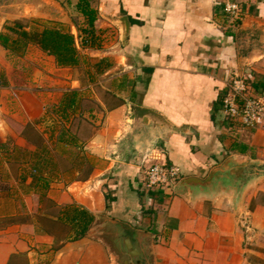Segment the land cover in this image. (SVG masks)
<instances>
[{
  "label": "crops",
  "instance_id": "1",
  "mask_svg": "<svg viewBox=\"0 0 264 264\" xmlns=\"http://www.w3.org/2000/svg\"><path fill=\"white\" fill-rule=\"evenodd\" d=\"M226 1L240 4L239 19L226 16ZM78 2L0 0V33L15 21L27 30H40L38 22L66 26L81 53L109 65L100 76L110 83L107 95L117 101L106 108L104 126L77 142L97 157L88 171L57 183L39 166L48 167V144L71 143L65 133L70 122L49 112L60 104L66 110L69 90L84 97L103 80L83 86L77 66H59L38 44L13 51L0 43V144L12 140L14 147L29 150L28 174L19 169L21 178L27 175L19 185L44 186L56 214L43 217L65 230L60 235L36 216L23 217L21 209L32 213L38 203L33 208L12 199V210H0V264H264V126L231 123L222 111L235 73L245 74L250 93L264 98V0H90L97 10L93 46L81 42L86 23ZM124 17L129 28L123 41ZM57 95L60 100L54 101ZM96 100L106 107L99 96ZM131 104L154 110L183 130L133 129ZM26 126L42 137L44 153L28 140ZM156 153L180 167V180L206 179L229 159L232 167L243 166L244 176L209 192H184L176 189L179 181L149 189L140 159ZM70 204L95 216L87 235L77 240L68 239V226L59 220V209ZM113 220L127 228L124 234L115 228L109 243L104 226L112 228ZM125 234L133 236L138 255L119 242Z\"/></svg>",
  "mask_w": 264,
  "mask_h": 264
},
{
  "label": "rangeland",
  "instance_id": "2",
  "mask_svg": "<svg viewBox=\"0 0 264 264\" xmlns=\"http://www.w3.org/2000/svg\"><path fill=\"white\" fill-rule=\"evenodd\" d=\"M71 19L75 23L77 22L82 23V21L78 19L75 15L73 16L69 15V20ZM38 24L40 25L38 27L40 30L42 28H45L46 24L49 25V27H63L62 25H59L60 23L49 24V23L38 22ZM63 28L66 29V26H64ZM81 54L83 55V59L81 63L74 69V72L75 75L81 79L82 85L88 87V85L96 83V80L97 81L103 80V81L102 84H97L96 86H94L93 90L88 88L91 91L88 93L86 92L84 97L79 98V96H77V99H79V101L76 99V103L72 108L67 107L66 110L64 109L63 111L62 105L60 104L59 106L55 107L52 110V112L48 111L54 117V119L57 118L59 122L62 121L65 122V124L70 122L69 128L65 126L66 129L65 133L68 135L67 138L71 143L65 147L63 146L61 147L60 144H54V145L51 144L53 146L48 144L50 146L48 151V156L50 157V159L47 162L48 167L47 169H45L44 166L42 165L39 166L42 171H45L47 173V176L50 179H53V181H57V183H60L61 181L65 182L66 180H70L74 177L81 178L84 175L83 172L88 171L87 169L90 166L89 163H91L93 159L96 160L97 157L92 155L90 149L84 148L86 144L83 145L82 143L86 141L85 138L91 137L92 134H94L96 131H98L104 126V123L106 121V113H107L106 108L112 106L114 103L117 102L114 98L109 97L107 95V88L110 86V83L108 80L104 81V78L100 76L96 67L94 66L95 62L92 60V58L89 55L85 53H81ZM106 65L107 63L105 62L103 64V67H106ZM242 75L245 76V74ZM40 90L42 91L43 89ZM73 91H76V89H71L68 91L66 99L69 100L72 97ZM98 96L103 101H105L106 107H103V105L96 100ZM59 100H60V95L54 97V101H59ZM66 117H67V122L66 120H64ZM10 123L16 131L20 129L19 126L13 124L12 121H10ZM61 130L62 127L59 126L57 131H61ZM30 136L33 137L32 131L30 132ZM80 141L82 143H77ZM69 142H67V144ZM5 145L6 147H9V149H4L3 151H1L3 158L0 159V207H1L0 210L2 211L3 208L4 210H12V207L10 205L12 199H14L16 202H18L19 200L25 201L28 204V207L33 206V208L35 204L38 203L36 205L37 207L35 206V208L37 209L33 210L32 213H29L30 209L27 207L21 209L22 216L25 217L27 216L26 214L31 215L32 217L36 216L37 221H39L42 226L46 225L48 227H52V231L57 234L60 235L65 234V230L60 224L52 226L50 221L46 219V217L45 218L43 217V216H47L48 214H56L55 209L54 208L52 209V207L46 204V199H47V193L45 191L46 188L44 186H40V188H38L37 190H32L31 188L28 189L27 187L19 185L21 178L19 176V169L21 168L22 169L21 171L24 174H28V168L30 167L29 154L26 151H24V149L26 148L14 147L13 146L14 143L12 140L6 142ZM15 146L17 145L15 144ZM12 148L13 151H11ZM9 154H14L15 157L14 159L11 157L7 161L5 160L4 157L8 156ZM23 168H26V170L24 171ZM77 170H81V173L76 176L74 175V173ZM22 183L24 182H21V184ZM10 184H13V186L15 187L12 188L13 190L11 191L6 190L7 187L10 186ZM3 203L5 204L4 206H2ZM40 205L43 206L42 210L38 209ZM105 226H104L103 234L108 239L107 241L109 243H113V240L110 237H112V233H114V229Z\"/></svg>",
  "mask_w": 264,
  "mask_h": 264
},
{
  "label": "trees",
  "instance_id": "3",
  "mask_svg": "<svg viewBox=\"0 0 264 264\" xmlns=\"http://www.w3.org/2000/svg\"><path fill=\"white\" fill-rule=\"evenodd\" d=\"M77 9L85 17V28H82L84 36L81 37L82 44L91 43L93 46L95 41V22L97 20V10L91 5L90 0H79ZM0 43L6 48L13 51L23 49L29 43H36L40 48L54 56L56 63L62 67L78 66L83 55L76 45V37L70 29L63 27H45L41 30H27L23 23L15 21L6 26V31L0 33ZM104 60H100L94 64L99 74L105 72L108 68L103 67ZM77 99V91L72 92V97L66 99V107L72 108ZM31 132L33 137H27L38 148V151L44 153L46 147L40 135L35 133L31 127L26 126L25 132ZM64 132H61L59 139H63ZM42 140V141H41ZM0 148L7 149L5 144H0ZM18 148V147H16ZM21 148V147H20ZM23 149V148H22ZM29 154L28 149H24ZM43 162V158L42 161ZM27 175L22 176V180H26ZM39 177L33 174V181H39ZM43 201V200H42ZM46 204L50 207L54 206L52 201L46 199ZM59 220L63 221L69 229L68 239L77 240L87 235L92 224L95 221V216L86 208L76 206L73 204L62 206L59 209Z\"/></svg>",
  "mask_w": 264,
  "mask_h": 264
},
{
  "label": "built area",
  "instance_id": "4",
  "mask_svg": "<svg viewBox=\"0 0 264 264\" xmlns=\"http://www.w3.org/2000/svg\"><path fill=\"white\" fill-rule=\"evenodd\" d=\"M223 11L229 19L237 20L241 7L237 2L226 1ZM222 111L231 123L264 126V98L250 93L247 78L240 73H235L228 84L222 98ZM140 162L144 165L145 185L149 189L171 188L181 178L180 167L164 162L159 153L152 157L145 154Z\"/></svg>",
  "mask_w": 264,
  "mask_h": 264
},
{
  "label": "water",
  "instance_id": "5",
  "mask_svg": "<svg viewBox=\"0 0 264 264\" xmlns=\"http://www.w3.org/2000/svg\"><path fill=\"white\" fill-rule=\"evenodd\" d=\"M121 26V39L124 41L128 34L129 28V23L126 17L123 18ZM128 121L132 125L133 129H142L145 126L152 125L154 127H165L175 132L183 130V128L174 126L160 113L148 108H143L137 104H131L129 106ZM232 162L233 160L229 159L223 164V166L215 168L206 179L195 176L182 178L177 183L176 189H180L189 193H201L219 190L227 185L228 181H230L228 180L229 178L232 177L233 179H239L244 176L243 166L239 165L232 167ZM110 223L113 229L116 228L123 234L125 233V229L127 228L125 224L115 220L111 221ZM119 242L123 248L130 252L132 256H136L140 253L135 245L132 235L125 234V236H123Z\"/></svg>",
  "mask_w": 264,
  "mask_h": 264
}]
</instances>
